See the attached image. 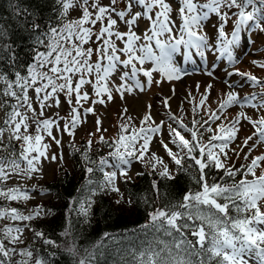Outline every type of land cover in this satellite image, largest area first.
<instances>
[{"label":"snow or ice","instance_id":"1","mask_svg":"<svg viewBox=\"0 0 264 264\" xmlns=\"http://www.w3.org/2000/svg\"><path fill=\"white\" fill-rule=\"evenodd\" d=\"M57 2L60 5V17H66L70 9L79 8L80 18L59 28L50 27L48 40L38 35L36 43L44 45L47 51L36 53L35 63L29 66L27 76L16 73L14 80H8L0 74V82L5 85L0 89V96L16 101L12 105L7 100L0 103V107L7 105L10 108L0 126V146L7 147L3 144L5 138L9 143L20 142L18 153L13 148L7 155L0 154V184L13 175L32 179L33 174L40 171L42 158L57 160L56 155H48L49 145L43 142L45 134L58 146L62 142L53 135L54 128L74 137L76 128L82 122V115L94 114L95 111L93 107L84 108L85 103L103 105L106 100H113L114 91L121 99L134 89L143 91L145 84L139 78L141 75L149 86L162 82L154 80L153 73H159L162 79L169 82L181 79L182 71L176 65L174 54L191 61L194 54L206 60V52H215L218 53V59H226L229 65H235L238 63L235 50L240 47L242 39L245 46L248 43L247 37L242 34L251 31L264 33V0H207L205 3L178 0L179 26L172 19L173 8L168 0H109L107 4L101 0ZM213 16L217 20L215 40L204 31ZM233 17V28L229 34L226 26ZM141 21L148 22V31L143 36L138 34ZM97 24L100 27L94 31ZM121 26L126 30L122 31ZM31 27L39 32V24L34 23ZM89 44L95 47H85ZM146 63L152 66L145 68ZM253 63L264 69V63ZM45 68L47 71H42ZM116 74H119V84L112 79ZM206 74L214 75L211 70ZM227 75L245 78L251 86L259 87L260 92L241 98L236 89L242 85L225 80L230 90L224 93L225 98L219 108L211 111L205 119L194 107L191 128L183 123L182 117L171 111L168 103L170 97L165 98L163 104L169 109V119L173 123H156L150 105L139 127L132 126V117L126 115L117 139L109 143L103 136L100 137V142L114 148V151H109L108 156L102 157L98 164L88 154L93 141H87L83 158L88 164H96L97 167L89 166L86 171L90 175L97 170L103 172V181L98 184L102 191L119 192L115 184L118 174L130 181L132 177L128 175V170L132 162H144L146 156L153 171L157 164H161L163 170L159 175L174 179L168 164L151 150L154 138L162 137L164 131H167L170 140L160 138L157 142L177 169H195L197 173L193 179L199 190H189L182 201L172 208L157 209L150 214V225L145 226L163 230L167 236L173 237L171 245L148 246L135 255L136 264H193L191 257L202 254L206 259L201 258L198 264H264V211L261 210V202H264V172L257 176L255 171L264 162V154L254 157L241 168L226 167L224 163L229 158L228 151L240 154L235 148H229V145L237 138L241 118L254 129L253 135L237 145L240 152L244 148L249 149L244 153V159H248L255 144L264 143V115L252 119L240 111L239 116L228 124L221 122L215 130L211 127L212 123L222 118L226 120L223 114L232 106L264 110V82L238 69L230 70ZM86 86L91 87L95 99L83 90ZM211 88L212 85L207 86L200 100L201 106L207 100ZM29 89L35 93L39 111L33 106V98L28 95ZM61 94L63 102L70 106L71 116V120L66 121L63 127L56 119L44 118L46 109L60 107ZM28 112L32 113L31 117L27 115ZM124 112L127 114V109ZM30 120L35 126V135L29 131ZM100 123L97 119V131H100ZM204 132L213 133L206 144L202 142ZM184 133H189L190 138H186ZM254 138L255 143L249 146V141ZM169 143L175 145L178 151H174ZM106 168L113 170L105 171ZM213 168L223 170L224 175L234 181L238 174L241 179L232 184L210 183L206 170ZM249 176L252 179H248ZM153 187L156 185L153 184ZM0 198L27 201L30 195L22 187H0ZM81 210L86 214L84 205H81ZM43 212L40 206L28 215L16 208H0V219L27 222L40 217ZM24 227L29 225L25 224ZM186 230L196 238L194 241L187 238ZM23 233L24 228L19 226L0 229V264H13L14 254L24 258L17 264H29L33 257L32 251L27 248L18 251L15 247L24 243ZM34 234L43 237L41 232ZM46 243L51 244L52 241ZM35 264L46 262L36 260ZM79 264H86V261L82 259Z\"/></svg>","mask_w":264,"mask_h":264},{"label":"trees","instance_id":"2","mask_svg":"<svg viewBox=\"0 0 264 264\" xmlns=\"http://www.w3.org/2000/svg\"><path fill=\"white\" fill-rule=\"evenodd\" d=\"M59 12L57 0H0V74L8 80H14L16 73L26 76L29 66L35 63L36 53L47 51L44 45L36 43L38 35L48 40L50 27H62L81 16L70 19L60 17ZM34 23L39 24V32L31 27ZM251 35L247 33L249 40ZM4 87L0 82V89ZM0 97L3 101L8 98ZM12 102L9 97L8 104L12 105ZM8 108L7 105L3 107V119ZM3 144L7 147L0 146L2 155H7L13 148L20 149V142L9 143L7 138ZM86 146L87 142L82 140L77 146L70 147L68 167L56 169L52 179L41 184L48 198L40 205L43 214L30 222L27 241L33 253L31 259L46 264H79L82 259L86 264H136L135 255L148 246L171 245L173 237L163 230L145 226L150 225V214L157 209L172 208L182 201L186 192L199 190L193 179L197 175L195 169H177L174 179L163 178L160 172L143 170L130 181L121 180L119 186L127 200L122 206L114 197L115 192L99 189L103 172L97 170L90 175L86 171L89 166L97 167L84 160L82 154ZM112 150L98 141L88 154L98 164ZM206 171L210 183L238 181L239 174L234 181L225 176L223 170ZM35 232L43 233V237L36 236ZM185 234L190 240L196 239L188 230ZM49 240L51 244L46 243ZM201 258L206 259V256L191 257L193 264H198Z\"/></svg>","mask_w":264,"mask_h":264},{"label":"rangeland","instance_id":"3","mask_svg":"<svg viewBox=\"0 0 264 264\" xmlns=\"http://www.w3.org/2000/svg\"><path fill=\"white\" fill-rule=\"evenodd\" d=\"M101 2L103 4H107L109 0H101ZM168 2L173 8L172 19L175 21V24L179 26V24L181 23L179 18V2L178 0H168ZM199 2L205 3L207 2V0H199ZM80 14L81 11L79 8H73L69 10L67 18L75 19L80 16ZM234 19L235 17H233L226 26V32H228L229 34L232 31ZM216 23L217 20L213 16L204 29V31L207 32L213 40L216 39ZM99 27L100 25L97 24L94 28V31ZM121 30L124 31L126 29L121 26ZM145 31H148V22L141 21L138 28V34L143 36V33ZM247 33L252 34L250 37V42H248L245 46L244 40H241L240 47H238L234 52V55L238 60V63H236L235 65H229L226 59H218V53L215 52H206V60H202L199 56L194 55L191 61L187 60V62L189 63L188 66H192L194 70H189V68L185 66L187 73L183 72V76L179 80L174 79L169 82L166 79H162L159 73H153L154 80H162V82L160 84L153 83L149 86L146 84V78L141 75L139 78L145 84L143 91L134 89L131 93H125L123 99H121L120 95L114 91L113 100H106V103L103 105H93L90 102L85 103L84 108L93 107L95 111L94 114L89 113L87 115H82V122L76 128L74 137H69L67 133L58 132L54 128L53 135L61 139L62 142V144L58 146L45 134L43 142L49 145L48 155H56L57 160L53 161L51 159L42 158L40 171L33 174L32 179H28L27 177H24L22 175H13L4 184H0V187L5 189L9 187H22L23 190L29 193L30 199L27 201H9L0 198V208H16L24 215L32 213L33 209L37 208V206H40L42 204L41 202L45 201L48 198L44 193L41 184L50 181L56 169H64L68 167L67 153L69 148L72 146H77L82 140L87 142L89 139L93 141V147V145L100 141L101 136H103L105 140L112 142L113 140L118 138L120 126L124 122L126 115L132 117V126L139 127L141 126V119L148 113L150 105L151 114L153 115L156 123L164 122L165 125H167L168 123H173L169 119V109L166 108L163 104V100L167 97H170L171 99L168 101V103L170 105V108L172 107L171 111L176 115L182 117L183 123L191 128L194 107L197 108V111L200 113V115H203L205 119L208 118V115L211 111H216L219 108L220 102L225 98L224 93L230 90L227 84L224 83L225 80L235 82L237 85H242L240 87H237L236 89L238 95L241 98L249 97L253 93H259L260 88L251 86L250 82H248L245 78H242L238 75H227L230 70L235 71L236 69H238L241 73H250L264 82V69L257 67L256 64L253 63V61H256L257 63H264V33H260L259 31H251ZM89 46L95 47V45L91 44L85 45V47ZM94 59L95 56L93 57V60ZM182 59H184L182 55L179 54V57L177 58L176 54H174V60L177 67L179 68H183ZM151 66L152 65L150 63L145 64V68H150ZM208 70H211L214 75H207L206 73ZM42 71H47V68L42 69ZM118 75L119 74H116L112 78L116 84L120 83ZM197 85H199V88H197ZM208 85H212V88L204 105L201 106L200 100L205 94ZM37 86L39 85L37 84ZM83 90L88 91L90 97L92 99H95L94 92L90 86H86ZM17 91L19 90L17 89ZM190 93L191 95H189ZM28 95L33 98V106L37 108V111H39L38 105L35 103V93L32 89H29ZM8 99L9 97L6 100L8 101ZM10 99L13 100L12 104L16 103L14 98ZM60 99V107L46 109L44 118L56 119L60 123L61 127H63L66 121L71 120V116L69 115L70 106L67 103L63 102V94H61ZM2 102L3 99L0 97V103ZM49 103H51V101ZM125 109H127V114H125L124 112ZM8 110H10V108H8ZM22 111L26 110L22 109ZM240 111H244L247 115L252 117V119H256L258 116L264 115V110L257 111L256 109L250 107L240 109L239 106H232L231 108L226 109L223 114V116L227 117V119L224 120L222 118L221 121L212 123L211 127L215 130L217 125L221 122L228 124L230 121L236 119L239 116ZM27 115L31 117L32 113L28 112ZM61 117H63L64 119H60ZM196 118L199 119V116H197ZM97 119L101 121L100 131H97ZM3 120V107H0V126L3 125ZM29 124L30 133L35 135V126L32 125L31 120L29 121ZM238 127L239 131L237 133V138L229 145V148H235L236 152H239L240 154L237 155L234 152L228 151L229 158L224 161V163L228 165L226 167L235 166L236 168H241V166H246L247 164H249L254 157L264 154V143L255 144V146L252 148V151L248 155V159H244V153H247L249 149L244 148L243 152H240V149L237 148V145L242 144L246 137L253 135L254 129L250 123H248L246 120H243L242 118L240 119V124L238 125ZM212 134L213 133L204 132L202 142L206 144L208 142V137ZM184 135L186 136V138H190L189 133H184ZM160 138H163L165 141L170 140L167 131H164L162 137L154 138L151 150L155 151L164 160V162L168 164L170 172L172 173V175H175L177 170L174 162L171 161V158L167 156L166 151L157 142ZM3 142L5 143V140ZM254 143L255 138L253 141H249V146H252ZM169 146L174 151H178L175 145L169 143ZM19 151L20 149H18V151L16 152L18 153ZM112 151H114V148ZM108 153L109 151L107 152V154H105L104 157H107ZM112 170L113 169L111 168L105 169V171ZM143 170H153L151 164L148 163V156L145 157L144 162L134 160L128 170V175L133 177ZM162 170L163 165L157 164L155 172L159 173ZM255 171L257 176L264 172V162H262L261 167L257 168ZM240 179L241 175L238 176V181ZM248 179H252V177L249 176ZM121 180H126V178L121 177L118 174L115 184L119 189V192H115L114 197L122 206H124L125 203H127V200L126 197L122 194L121 188L119 186ZM261 210L264 211V202H261ZM30 222L31 221L21 222L0 219V229H3L5 226H19L21 228H24V243L15 246L18 251L24 248H27L29 250L27 240L30 237ZM25 224H28L29 227L25 228ZM22 259L24 258L19 256L18 254H14L12 257L13 264H17V262ZM36 260L30 259L29 264H35Z\"/></svg>","mask_w":264,"mask_h":264},{"label":"bare ground","instance_id":"4","mask_svg":"<svg viewBox=\"0 0 264 264\" xmlns=\"http://www.w3.org/2000/svg\"><path fill=\"white\" fill-rule=\"evenodd\" d=\"M175 103V102H174ZM172 108V107H171ZM174 109V108H173Z\"/></svg>","mask_w":264,"mask_h":264}]
</instances>
